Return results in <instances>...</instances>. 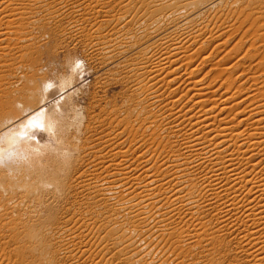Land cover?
I'll use <instances>...</instances> for the list:
<instances>
[{"label": "bare ground", "instance_id": "6f19581e", "mask_svg": "<svg viewBox=\"0 0 264 264\" xmlns=\"http://www.w3.org/2000/svg\"><path fill=\"white\" fill-rule=\"evenodd\" d=\"M37 1L0 0V25L45 7ZM116 1L122 15L104 16L111 30H92V49L104 64L125 66L128 84L143 80L139 91L134 82L127 91L134 107L149 103L151 115L130 129L127 117L112 118L114 144L106 150L65 135L53 95L66 88V78L54 86L25 69L17 75L15 63L0 59V264H104V251L120 264H168L164 249L153 259L143 252L175 233L168 229L177 217L197 231H181V245L208 228L215 238L224 227L243 264H264V0ZM216 3L221 7L211 12ZM99 5L90 3L95 12ZM233 27L242 29L240 37L208 69L216 76L211 80L221 78L207 80L200 64L220 53L226 43L220 38ZM243 37L248 45L241 52ZM63 109L73 108L66 102ZM131 134L136 147H148L135 157L122 146ZM155 143L161 150L148 152ZM81 160L94 168L79 171ZM74 185L95 208L92 216L66 205ZM209 209L222 225L208 227Z\"/></svg>", "mask_w": 264, "mask_h": 264}, {"label": "rangeland", "instance_id": "374dc122", "mask_svg": "<svg viewBox=\"0 0 264 264\" xmlns=\"http://www.w3.org/2000/svg\"><path fill=\"white\" fill-rule=\"evenodd\" d=\"M97 1L100 2L103 0H57L56 2L55 0H48V3H50L49 6L45 5L46 3H44V0L37 1L35 3L37 6L43 4L45 7H37L36 11H33V14H29L30 12H28L22 16H14L12 22L15 24H7L11 27H8L5 23L0 25V28L3 29H0L1 36L3 35L1 49L5 47L0 51L3 53L0 54L2 56H0V59L5 63V61H10L11 57H13V60L11 59L12 61H8V63L12 64L13 62V65L15 63V66L13 67H19L17 68V75H20L25 69L28 74L34 73L36 78L50 80L52 82L51 84H54V86L59 85L62 78H66V88L57 91L53 95L54 100L57 102L58 112L60 113L59 122L66 129L65 135L70 138L74 135H78L79 137H82L83 140L86 138L89 147L96 149L100 148L102 149L100 151H104L106 148H109L114 144V142L110 141V139L114 136L116 131L113 130L110 132L112 136L108 134V129H112V127H110V120H112V118L117 115L120 118L127 117V119L131 121L128 126V129H130L131 124H136L139 121H143L144 118L148 116L150 117L151 107L149 108V106H147L149 105L147 102H141V104L134 107V100H131L134 97H131L127 91L128 86L132 85L133 82L134 87H139V91L141 86H143L142 79L135 78L134 81H131V83L128 84L122 77L126 69L125 66H117L115 63H107L108 60H106V64L108 65L104 64L105 61L102 62L103 57L100 54L95 53L92 49V37H90V32L98 27L103 30L107 27V29L111 30L109 28V26H111L109 23L111 20L105 21L106 18H104V16L110 17L112 14H116L119 17L122 15V10L117 1L104 0V4ZM106 1H108V3H106ZM13 3H17L18 5L16 6H21L19 1H13ZM90 3L92 5L96 4L97 6L100 4L99 6L103 7L100 8V10H98L99 7H97L95 10L98 11L95 12L90 7ZM225 3L226 2L222 3L221 6ZM68 4L70 5L68 6ZM217 6L219 7L220 5L217 3L211 4L209 6L211 8L210 11L215 12L221 7L217 8ZM209 7L208 9H210ZM106 9L109 11L108 13L106 12ZM140 12L141 9H139L136 14ZM25 16H28V18ZM18 19L21 20L18 21ZM46 19L50 21L49 25L43 23ZM127 19L128 18L126 16L121 18V21H125ZM16 23L21 26L17 28L16 26L18 25H16ZM5 25L6 28H13L14 30H10L8 28L5 30ZM23 28L25 30H23ZM236 29L238 28H231L230 31H227L225 35L220 38V40L223 39L226 41V43L224 45L222 44L219 48L220 53L218 52L214 55L211 54V56H209L211 58L209 62H203L200 64V71L201 73L206 71L205 76L208 77L207 80L209 79L210 81H213L221 78L218 76L220 78H212L211 80L212 75L213 77L216 76H214L215 74H213V72L210 73V70L208 71V69H210L209 67L214 66L213 63L222 61L223 59L220 61L217 59L221 57V54H223L224 51L229 50L230 47L236 43L237 39L241 35L240 30H242L240 29L239 31H234ZM7 30H10V32ZM13 31H18L15 32L18 36L12 35L14 33ZM5 33L8 35L7 38L5 37ZM9 34L11 37L10 39L8 38ZM246 38L247 37H243L244 45L241 46V52H243L248 45ZM216 40L218 41L219 39H214V43H216ZM9 46H14L11 48L12 51L9 50L10 48L8 49L9 51L7 50ZM206 46H208L209 50H207V48L205 50L212 52L211 47H213V44H211V46ZM6 50L8 52H5ZM4 53H8V55L5 54V56ZM20 56L24 57L21 58ZM4 57L8 60H5ZM14 58L17 59L15 60ZM1 60L0 63H2ZM22 64H27L28 67L25 66L24 68ZM13 67L11 68L13 69ZM15 71L13 69V73L11 72L12 74L8 76L11 81L15 80V78L13 79ZM247 86L248 84H246V87ZM143 95L144 94L140 93V97ZM66 102L73 108L69 112L64 111L63 109ZM160 105L161 104L157 102L155 105L153 104L152 107H155V110H157L156 107L159 108ZM114 122H116V120ZM85 129L88 130L89 134L83 132ZM128 134L129 132L126 131L125 136L123 135V137H126ZM107 135L109 136L107 137ZM132 138L133 136L131 134L122 146L125 149L130 146L132 156L135 157L148 147H136L138 143L136 144L133 142ZM102 142L104 143L102 144ZM87 148L88 146L85 147V149ZM151 150H157L159 152L161 150V146L155 143L149 148L148 152ZM80 164V168L78 169L79 171H82L84 168H94L93 166L88 167L85 160H81ZM105 166L106 164L103 165L102 163L100 171H102ZM78 170L77 172H74V174L72 173V175L75 176L78 174ZM73 184H75V182H73ZM72 188L73 197L69 195L70 192H67L69 197L67 203L65 202L66 205H70L71 209L76 211L77 214L83 212L87 217L92 216L95 208L92 207V205L84 203L82 201L84 199H82L80 194L74 193V190H76L75 185ZM48 189L53 191L54 187L50 184ZM58 208L60 212L61 208L59 206ZM203 217L206 220L208 219V227H216L217 225H222L224 223L220 218H217L214 215V211L210 209L203 212ZM169 230H174L175 233H173V235L168 234V236L165 237L156 248L145 250L143 252L144 258L153 259V256H155L160 249H164L166 250L168 264H237L238 262L243 264V261L245 260L240 249H235V244L232 240H230L231 237L228 234L227 229L224 227H221L219 232H215V238L211 237V230L208 228L205 233H200L195 237L194 241L188 245H185L187 238L182 240L183 243H185L181 245L182 243L178 242L177 237L183 230H189V234H197L194 225L190 224V222L186 220V217H177L174 219L173 223L169 226L168 231ZM218 234L221 235L218 236ZM65 237V242L67 243L69 239H67L68 236ZM85 238L88 237L85 236ZM177 242L179 245H177ZM67 245H69V243H67ZM93 246L94 248L96 247L95 244H93ZM111 253L112 252H102V254H104L103 263L120 264V259H109ZM238 258L240 260H238ZM82 260L83 259L80 261ZM90 262L94 263L91 260L87 263Z\"/></svg>", "mask_w": 264, "mask_h": 264}]
</instances>
